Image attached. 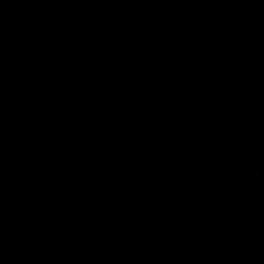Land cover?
<instances>
[{
    "label": "water",
    "instance_id": "obj_1",
    "mask_svg": "<svg viewBox=\"0 0 264 264\" xmlns=\"http://www.w3.org/2000/svg\"><path fill=\"white\" fill-rule=\"evenodd\" d=\"M0 264H264V0H0Z\"/></svg>",
    "mask_w": 264,
    "mask_h": 264
}]
</instances>
